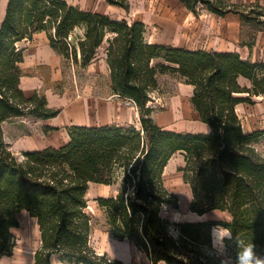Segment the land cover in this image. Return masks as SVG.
<instances>
[{"label":"trees","instance_id":"16d2710c","mask_svg":"<svg viewBox=\"0 0 264 264\" xmlns=\"http://www.w3.org/2000/svg\"><path fill=\"white\" fill-rule=\"evenodd\" d=\"M125 10V0H105ZM193 15L237 14L244 23L263 25L227 0H179ZM262 15V14H259ZM264 16V14H263ZM44 32L49 46L81 68L91 64L105 43L111 91L134 104L140 127L105 125L69 127L59 148L13 153L3 139V124L15 118L48 120L61 109L46 97L20 89L23 41ZM171 74L192 86L190 104L210 131L176 132L152 118V94L158 76ZM264 97V61L253 63L235 52L187 49L150 43L142 22L84 11L65 0H8L0 24V258L11 256L17 216L35 221L39 246L33 264H123L91 244L89 186L115 187L95 199L105 226L127 241L150 264H221L234 255V242L223 254L212 249L210 230L230 228L237 239L253 241L264 253V130L246 132L236 107ZM52 128H46L51 130ZM183 157L182 179L189 186L190 211L202 217L218 211L229 221H173L166 213L178 199L164 183L170 159Z\"/></svg>","mask_w":264,"mask_h":264},{"label":"rangeland","instance_id":"374dc122","mask_svg":"<svg viewBox=\"0 0 264 264\" xmlns=\"http://www.w3.org/2000/svg\"><path fill=\"white\" fill-rule=\"evenodd\" d=\"M7 1L0 0V15ZM65 1L84 11L101 13L112 19H124L129 23L142 22L145 26L146 39L150 43L187 49L233 48L243 57L256 61L264 58L263 25L239 21L232 30V21L228 19L231 17L221 19L207 12L195 16L179 0H125L128 4L127 10L109 5L105 0ZM229 1L240 5L244 12H249L252 8L254 11L252 16L258 22H264V0ZM232 33H234L233 40H231ZM226 42H228L227 47H223ZM28 43L24 41L21 46ZM105 48L106 44L104 43L98 49L95 59L86 68H81L74 62L63 59L61 78L56 82H50L46 67H38L27 72L30 74L36 72L43 79L44 87L39 90V93L47 97L50 105L56 103L58 98H66L68 103L80 99L83 101L92 100V102L98 101L108 106L111 105L118 116L126 114L129 117L136 107L132 102L119 99L112 93L108 67L104 62ZM158 83L159 91L152 94V102L149 103L155 109L152 115L153 121L166 130L177 132L197 131L202 128L204 124L199 122L198 116L190 104L189 87L171 74L159 75ZM236 111L242 120L245 131L264 130V97H253L250 104H239ZM32 119L34 118L29 117L27 121L12 119L3 124L4 142L13 153L20 154L28 149H40L45 144V142H12L14 136L11 131L13 129L29 133L34 139L35 135L41 133L42 128ZM128 125L140 127L138 119L134 121V124ZM257 148L264 153V143L257 145ZM183 164V157L180 154H175L165 170L164 183L178 199V208L169 210L166 215L173 221H196L199 219L229 221V217L223 213L210 212L200 218L190 211V189L183 182L182 172L179 171ZM114 191L115 187L111 186L101 184L89 186L86 198L88 212L92 218L91 244L100 254L105 253L110 259L119 260L123 264H150L145 254L127 241L114 239L107 231L104 216L95 199L108 196ZM17 218L18 227L13 231L15 239L17 238L21 244L19 248H23V253L30 256L39 246L38 227L26 212H21ZM51 262L52 264H72L58 262L54 257L51 258Z\"/></svg>","mask_w":264,"mask_h":264},{"label":"crops","instance_id":"0c3cea01","mask_svg":"<svg viewBox=\"0 0 264 264\" xmlns=\"http://www.w3.org/2000/svg\"><path fill=\"white\" fill-rule=\"evenodd\" d=\"M5 7L0 15L1 22L5 15ZM203 12H207L210 15L216 16L205 10H203L201 13ZM236 16L239 17V15L231 13V14L225 15L224 17H219V16H216V17L221 18V19L231 17L228 19L232 21V24H233L232 30H234L235 25L238 24L239 21H241L240 17L235 18ZM233 34L234 33H232L231 35V38H232L231 40H233L234 38ZM27 42H29L27 45L21 46L22 44H20V46L24 49V59H23V62L20 64V68L23 73L22 77L20 78V89L22 90L25 97H30L34 94V92L36 91L40 92L39 90L44 87V81L40 77V75L37 74L36 72L35 74H30L28 72L30 70H35L38 67L40 68L46 67L48 69L47 71H48V76L50 78V82H56L60 80L61 78V63L63 61V58L60 55H58L49 46L47 35L44 32H39V33L34 34L32 40L27 41ZM227 45H228V42H226V44L223 47H227ZM213 51L235 52V53H238L242 59L249 60L253 63H259V62L264 61V58L256 61L248 57H243L238 51H236L233 48L214 49ZM104 59H105V56H104ZM187 86L189 87L190 93L192 95V91H193L192 86H189V85ZM191 95H190V98H191ZM46 100H47V97H46ZM47 103H48V100H47ZM48 106L51 108L57 107V108H62V109L60 113L52 119H48V120L32 119V120H35V123L38 124L40 128H42L41 133L39 135H35L36 137L35 139L34 137L30 136L29 133H24L22 132V130L15 131V129H13L11 131L14 136L12 138V142H45L42 148L34 149V150H42L47 147L59 148L69 141L68 129L71 126L79 125V126L95 127V126H105V125H113V124L124 126L128 124H134V121L136 119L139 120L137 109L133 110L134 112L133 113L131 112V115L129 117L126 116V114L125 115L121 114L120 116H118L117 113H115V111L113 110V107L111 105L108 106L105 103H101L98 101L92 102V100L83 101L82 99H80V100H74L68 103L66 98H58L56 103H54L53 105H50L48 103ZM15 119L27 121L29 120V117L28 118H15ZM46 128H52V129L46 130ZM209 131H210L209 127L206 124H204L202 128H200L199 130L190 131V133L192 132V133L207 134L209 133ZM252 131H255V129L249 130L248 132H252ZM185 132H188V131H185ZM25 151H33V150L28 149ZM213 212H218V211H213ZM16 229H13L12 233ZM38 235H39V232H38ZM19 245L21 246V244L18 242L16 238V245L14 247L13 254L11 256L1 257L0 264H33V257H34L35 251L30 256L25 255L23 253V248H19Z\"/></svg>","mask_w":264,"mask_h":264},{"label":"clouds","instance_id":"9594fccd","mask_svg":"<svg viewBox=\"0 0 264 264\" xmlns=\"http://www.w3.org/2000/svg\"><path fill=\"white\" fill-rule=\"evenodd\" d=\"M234 242V255L221 260V264H264V253L257 251L253 241L246 242L244 239H237L230 228L215 226L210 230V243L212 249L223 254L226 251L227 243Z\"/></svg>","mask_w":264,"mask_h":264},{"label":"bare ground","instance_id":"6f19581e","mask_svg":"<svg viewBox=\"0 0 264 264\" xmlns=\"http://www.w3.org/2000/svg\"><path fill=\"white\" fill-rule=\"evenodd\" d=\"M167 169V166H166V168H165V170ZM165 173V172H164Z\"/></svg>","mask_w":264,"mask_h":264}]
</instances>
